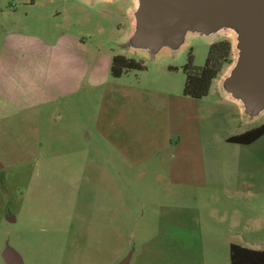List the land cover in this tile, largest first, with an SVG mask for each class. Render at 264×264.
I'll list each match as a JSON object with an SVG mask.
<instances>
[{"label": "rangeland", "instance_id": "1", "mask_svg": "<svg viewBox=\"0 0 264 264\" xmlns=\"http://www.w3.org/2000/svg\"><path fill=\"white\" fill-rule=\"evenodd\" d=\"M129 6L130 0H0V55L20 43L24 56L20 63L6 59L16 70L5 79L10 97H0L11 106L0 111V264L8 249L22 264H230L231 244L264 250V136L246 147L226 142L263 125L264 113L250 119L217 87L243 54L241 30L222 25L209 35L183 33L151 53L136 51L129 47ZM65 36L84 47L76 52L89 57L93 72L100 59L117 55L145 70L120 79L89 71L80 95L52 98L43 69L52 79L56 66L34 38L55 46ZM219 40L231 43L232 62L209 96L182 109L172 129L181 135L170 140L182 152L195 138L213 149L220 199L204 207L207 201L183 202L172 191L169 209L160 210L153 206L154 172H193L196 161L155 158L164 148L166 156L172 152L156 148L165 137L168 143L170 130L152 129L164 106H153L145 91L159 80L183 90L190 55L203 67Z\"/></svg>", "mask_w": 264, "mask_h": 264}, {"label": "crops", "instance_id": "2", "mask_svg": "<svg viewBox=\"0 0 264 264\" xmlns=\"http://www.w3.org/2000/svg\"><path fill=\"white\" fill-rule=\"evenodd\" d=\"M107 1L115 2L116 0H107ZM31 5L34 6L33 2ZM128 9L129 11H131V14L133 15V18L131 19V35L129 37V43H130L129 47L132 50L147 51L151 53L152 50L146 47L139 46L136 43L138 32L140 29L139 14L142 9V0H130V6L128 7ZM190 33H195V32H191L189 30L186 32V34H190ZM34 39L42 46L41 48L43 49L45 48V51L43 52H45V54H48L52 58L53 64L56 66L55 71L54 72L52 71V79H51V72H48L45 69H43L44 74H46L47 76L50 75V80L52 83V90H51L52 98L75 97L80 95L83 91L86 90L85 88L89 87V83H88L89 80L86 81L89 71L93 76H97L99 74V71H101L104 76L110 74V76L112 77L111 65H112V60L115 56L112 59L104 58L103 62L102 59H100L99 64L96 63L94 68L96 72H93L91 68L92 64H90L89 57H86L85 53L79 54L76 52V45L77 46L79 45V43L77 44L76 39L70 36H65L55 46H51L47 44V42L44 39L42 40V38H34ZM78 47L84 48L81 47V45H79ZM6 49H8L9 51L0 55V70H1L0 97L1 98L10 97V94L6 91L7 89H6L5 79H6V75H8L9 72H13L14 74L16 70L14 64L11 62L10 63L7 62L6 59L7 60L9 59L11 61L15 60L16 63H20L22 60H24V56L22 55V45L20 43L11 44L9 45L8 48L6 47ZM117 56H122V55H117ZM233 69L234 67H232L229 70V73L224 81L217 84L218 93L221 97H223L227 101L231 103H236L243 111V113L246 114L250 119L252 120L256 119L264 113V108L258 113H253L249 109V107L245 104L243 99L237 97V95L230 90L228 86V81L232 76ZM124 75H122L121 77H123ZM120 78H116V79H120ZM95 81L99 83V86L103 82L102 80H96V79ZM159 81L160 82H154V86L152 88H148L147 91H145L146 94L145 97H147V94L151 95L153 106L154 105H157V107L160 105L164 106V110L161 111L158 110L153 114L152 122L150 123V125L152 126V129H156L157 131L160 132V134L163 133L164 135L168 134L166 131L170 130L168 134L169 139H167L168 143L167 144L165 143L164 145L163 140L165 142L166 137L165 138L163 137L164 138L162 140L163 145L158 146L156 148L163 149L164 146H168L167 150H171L172 152L166 156L165 154L166 149L164 148V150L162 151V155L156 152L154 153V156L156 155L155 158H160V160H166L167 158V160L169 161H174L176 160L177 155H179L178 157L180 158L177 159L181 162L187 161L189 160L188 158L192 157L196 161V169L193 172H189L190 170H182V172H154L153 176L156 177V183L159 184L157 188V194L159 195L155 197L156 203L153 206L159 208L160 210L169 209V204L167 202L169 199L167 198V196H170V194H172V191L174 192L177 191L178 193L177 199L183 202H187L188 200L190 202L196 200L207 201L208 203L204 207H207L210 202L216 204L220 199V193L218 191L220 186L219 184L220 174H219V163H218L219 159L218 156L213 151V149H210V146L208 144L206 145L202 144L203 140L195 138V140H191V142L182 152V150L178 149L180 142L179 145L177 144L176 146H174L172 140H170L172 135L176 133L172 131V129L174 126L178 124V122H180L182 116L180 115V113L182 112V109L186 108L188 104L191 106H196L198 100L184 96L183 90L177 91V89H174L172 87V84L170 85L161 80ZM91 85L92 84H90V86ZM211 91H212V87L210 89L208 96L210 95ZM24 104L27 105V103ZM37 105H38V101H37ZM18 107L22 108V102L18 104ZM10 108H11L10 105L6 106L0 104V111L2 110L3 113H8ZM22 109L23 110L27 109V106H25V109L24 108ZM135 117L139 118L137 121L138 123L142 122V118L144 119V116L140 114L136 115ZM197 120H198V116L197 114H195L194 122L196 123ZM249 130H246L243 133ZM243 133H240L239 135H242ZM179 134L180 133H176L175 135L180 136L181 134L180 135ZM239 135H235V136H239ZM229 138L226 139V142L229 145H235L236 147L249 146V145L229 143L227 141ZM26 143L28 144V142ZM159 192H162L163 195H160ZM218 213L219 211H217L214 207H212L211 215L213 217L214 216L216 217ZM163 216L164 218H166V214H163Z\"/></svg>", "mask_w": 264, "mask_h": 264}, {"label": "water", "instance_id": "3", "mask_svg": "<svg viewBox=\"0 0 264 264\" xmlns=\"http://www.w3.org/2000/svg\"><path fill=\"white\" fill-rule=\"evenodd\" d=\"M139 19L136 43L152 51L176 44L188 30L209 35L222 25L238 26L243 54L228 86L253 113L263 110L264 0H142ZM4 260L22 264L12 249L5 252Z\"/></svg>", "mask_w": 264, "mask_h": 264}, {"label": "trees", "instance_id": "4", "mask_svg": "<svg viewBox=\"0 0 264 264\" xmlns=\"http://www.w3.org/2000/svg\"><path fill=\"white\" fill-rule=\"evenodd\" d=\"M231 62L232 49L228 40H219L211 44L203 67H196L193 57L190 55L188 62L182 68L186 76L183 95L196 100L207 97L213 82ZM143 70H145V66L134 59L115 56L112 60L111 75L115 79L130 71ZM263 136L264 124L242 135L231 137L227 141L233 144L251 145ZM230 264H264V250H253L232 244L230 246Z\"/></svg>", "mask_w": 264, "mask_h": 264}]
</instances>
